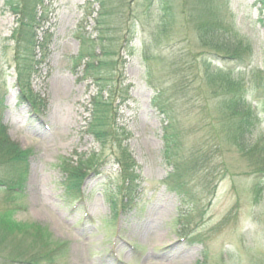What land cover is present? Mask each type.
<instances>
[{"label": "rangeland", "instance_id": "obj_1", "mask_svg": "<svg viewBox=\"0 0 264 264\" xmlns=\"http://www.w3.org/2000/svg\"><path fill=\"white\" fill-rule=\"evenodd\" d=\"M152 1L140 38L156 28L162 2L183 19L181 12L201 7L202 0ZM205 1L211 2L212 18H223L236 31L242 41L240 51L247 58L243 64L220 60L215 52L196 44L189 24L181 23L182 40L177 35L166 45V51L176 54L190 50L199 68L195 74L187 72L196 79L189 97L174 104L177 117L169 131L177 139L174 148L184 160L190 153L210 150L212 125L220 146L205 156L210 161L205 164L207 187L198 178L181 176L179 182L188 195L180 197L169 189L172 181L165 183L176 158L168 160L165 155V122L150 105L153 91L146 83L149 71L166 82L170 76L158 59L142 58L139 37L129 48L124 45L118 30L121 16L105 18L112 29L104 36L105 49L114 53L119 78L132 85L134 101L117 111L118 136L101 143L86 130L91 100L99 90L85 71L92 60L86 51L101 54L96 40L97 2L45 0L48 37L42 52H37L35 67L18 81L11 61L13 41L2 40L10 37L16 20L0 0V90L6 91L2 122L11 140L29 153L25 189L13 201L0 189V211L15 208L10 215L13 226L30 227H14L6 236L0 228L1 255L22 254L28 259L64 242V254L52 264H264V175L253 172L264 170V5L259 0ZM43 34L39 33L40 40ZM202 59L211 61L214 69L207 81ZM226 68L231 69L234 82H241L242 88L235 92H244L250 104L252 126L246 137L251 148L259 146L257 150L243 152L222 132L216 103L221 84L229 79L220 72ZM19 83L36 100L35 110L29 102L18 103ZM101 94L105 96L106 90ZM122 151L134 160L139 175L137 195L126 208L112 204L122 183L118 162ZM89 153L95 159L82 185L85 200L81 205L66 204L59 163Z\"/></svg>", "mask_w": 264, "mask_h": 264}, {"label": "trees", "instance_id": "obj_2", "mask_svg": "<svg viewBox=\"0 0 264 264\" xmlns=\"http://www.w3.org/2000/svg\"><path fill=\"white\" fill-rule=\"evenodd\" d=\"M94 1L98 4L97 16L99 21L97 22L100 25V29L96 40H100L101 54L95 55L94 50L92 52L86 51L88 52V57L92 60L86 63L85 71L89 77H92L97 82L99 90H97L91 100L92 114L86 130L92 134L95 140L102 143L106 142L110 136H118V128L115 121L117 111L120 107L134 101L130 95L132 85L125 83L121 77L119 78L121 71L115 68L117 62L113 58L114 53L107 52L105 49L104 36L112 30L110 23L105 21V18L114 14L121 16V26L118 27V30L122 32L121 37L124 45L129 48V44L144 31L142 21L148 16L153 1L131 0V2H128L119 0L118 6L115 0ZM259 2L262 3L261 6L264 5V0H259ZM162 3L163 13L161 12L160 14L156 28L147 36L139 37L140 49L144 60L158 59L170 76V82H166L161 76L149 71L146 75V83L153 91L150 105L163 117L165 122L163 125L165 155L168 160L176 158L172 172L166 177L165 183L172 181V185L167 184L169 189L182 197V195H188V189L185 188L184 183L179 182L181 176L187 175L193 179L198 178L200 184L207 187L206 172L209 169L206 168L205 164L210 163V161H207L205 156L207 154L212 155L211 151L213 149L217 150L220 146L218 143L219 138L216 136L217 132L215 133L216 127L212 125L214 135H211L210 138V150L190 153L189 157L184 160L182 156H179L180 154L177 152L179 150L174 148L177 139H175L176 136L173 137V134L169 133L173 129L175 118L177 117L174 111V104L189 97L190 87L196 79H193V76H189L187 72L195 74L199 68L197 66L198 62L190 50L176 54L166 51V45L177 35L182 40V34H184L185 30L182 24H189L191 32L196 39V44L209 49L207 52H215L213 54L220 60L243 64L247 56L243 53L244 51H240L243 47L242 41L233 27L226 25L223 18H218V20L212 18L211 2L208 5L205 0H202L200 2L201 7L197 9L192 7L194 10L191 11L190 9L183 10L181 12L183 19L175 15L173 10L166 5V1ZM3 6L16 20V26L13 28L10 37L2 40L10 39L13 41L11 61L19 81L21 76L35 67L37 52H42L40 49L48 37L44 26L47 24L49 6L45 3V0H4ZM262 9H264V6ZM41 31L44 34L41 35L40 40L39 33ZM91 42L94 43L95 40H91ZM129 53L132 54V52ZM101 55H104L103 59ZM211 63L208 59L206 61L202 59V65H204L207 75L206 81L207 78H211L210 76L214 72ZM101 69L105 70L103 74L100 72ZM230 70L226 68L225 71H220L225 77H229L224 84H221L217 98L218 103H216V107L221 109V112L217 115L218 119L221 120L222 132L227 134L228 140L243 152L250 149L257 150L259 146L255 144L251 148L252 145L247 143L246 137L249 133L248 127L252 126L250 119L252 116H250L251 113L248 111L250 104L247 102L244 92H235L238 88H242V85L240 81L236 80L234 82L235 79L232 73L230 74ZM19 89L18 103L29 102L30 107L35 110L36 100L24 92L23 87H20V83ZM103 89L106 90L105 96L101 94ZM5 94V89L0 90V189L5 192L6 197L13 201L17 195H22L25 189L29 172V153L20 149L19 145L11 140L7 134V127L2 122L1 114L4 108ZM217 130L219 132V128ZM201 149H203L202 145ZM93 159H95L93 153H89L87 156L76 155L75 159L73 157L61 159L59 168L64 176L62 182L63 199L66 204H83L85 198L82 185L87 177L86 171L90 168V161ZM118 162L121 169L122 183L118 188L119 197L118 199H113L112 204H119L120 208L131 207L138 192L139 175L135 172L134 160L125 151H122V158ZM253 172L264 175V170L262 169H255ZM14 210L15 208H5L0 211V228L4 230L5 236L14 227L17 230H25L26 227L27 229L30 228L19 224L13 226L10 215ZM184 214L181 213L180 215ZM40 230L41 228L37 227L39 235H41ZM4 235L2 237L5 238ZM40 237L42 238V236ZM3 240V238L0 239V241ZM66 244L64 242L53 244L46 252L35 253L33 256L30 255L28 259L22 257V254L5 257L0 254L1 264H52L55 257L64 254Z\"/></svg>", "mask_w": 264, "mask_h": 264}]
</instances>
